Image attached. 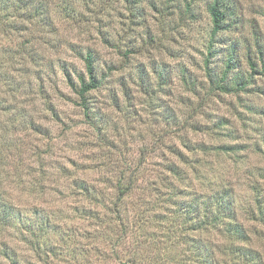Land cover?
Masks as SVG:
<instances>
[{
  "label": "rangeland",
  "instance_id": "rangeland-1",
  "mask_svg": "<svg viewBox=\"0 0 264 264\" xmlns=\"http://www.w3.org/2000/svg\"><path fill=\"white\" fill-rule=\"evenodd\" d=\"M39 1L33 21L0 5V192L20 211L0 240L19 263L264 264L246 213L264 197V0H230L213 39L210 0ZM219 189L248 240L198 227Z\"/></svg>",
  "mask_w": 264,
  "mask_h": 264
},
{
  "label": "trees",
  "instance_id": "trees-1",
  "mask_svg": "<svg viewBox=\"0 0 264 264\" xmlns=\"http://www.w3.org/2000/svg\"><path fill=\"white\" fill-rule=\"evenodd\" d=\"M0 5H4L6 8L8 5L14 9L16 19L21 20H30L33 21L37 17L43 15L47 11L43 7L42 1L39 0H1ZM233 3H230V0H210L207 5V12L210 17V21L212 24V31H211V39H213L219 32L227 30L234 22L235 14L233 12ZM234 55L231 54L228 59L226 60V67L222 74V79H226L234 66L232 60ZM83 57L85 62L86 71L88 74L89 81L85 82V80L80 77V86L79 88L75 89L76 94L81 99L79 105L85 111V114L89 117V102L86 100V94L92 90L98 88L100 82L97 80L95 75V67H94V58L90 51H88ZM250 67L254 68V64L248 59ZM209 73V72H208ZM210 75V73L208 74ZM213 82V81H212ZM223 82V81H222ZM235 85H240L242 82V77L239 76L235 77L233 80ZM70 83V82H69ZM73 87H75L72 83H70ZM227 85V84H226ZM217 87H220L217 85ZM226 89V88H224ZM32 127L35 126L32 122L30 123ZM7 142V141H6ZM263 154H264V138H263ZM0 147L2 149L5 148V142L2 141L0 136ZM1 151V150H0ZM6 156V154H5ZM0 155V163L3 164V157ZM0 164V166H1ZM177 167L174 164H170L169 171L176 173L175 171ZM128 185L125 187H118V191L120 197L126 195L132 185V176L128 177ZM1 182V181H0ZM218 194L213 199V202H209L205 204V206L210 207V214H206L201 216V220L199 221L198 227L200 228H207L212 226L213 228L218 227L222 229L224 227V231L228 233L231 237H235L239 241H246L248 240V233L244 229V227L237 222L238 219V212L235 206L234 199L232 197V193L230 191H225L224 189L217 191ZM2 191L0 192V239L7 236V229L13 226L14 220L20 214L17 207H15L7 197L2 195ZM263 196H257L254 199V207L255 210H247L246 213L250 214L253 220H256L260 223H264V201H262ZM189 208H186L188 211ZM30 225V223H28ZM25 229V228H24ZM39 246V245H38ZM210 252V251H209ZM243 252L246 253L245 249L242 247H238L235 250V253L243 256ZM246 253L249 257H253L255 255L257 261L260 260V255L257 256L256 253L253 251L247 250ZM0 264H20L19 259L17 257L16 252L11 247L10 242L0 240Z\"/></svg>",
  "mask_w": 264,
  "mask_h": 264
}]
</instances>
